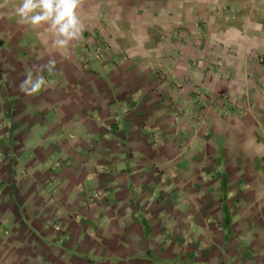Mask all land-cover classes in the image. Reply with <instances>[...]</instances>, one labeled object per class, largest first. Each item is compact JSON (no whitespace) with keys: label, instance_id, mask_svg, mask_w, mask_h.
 <instances>
[{"label":"crops","instance_id":"obj_1","mask_svg":"<svg viewBox=\"0 0 264 264\" xmlns=\"http://www.w3.org/2000/svg\"><path fill=\"white\" fill-rule=\"evenodd\" d=\"M22 2L0 0V264H264V0H78L65 47Z\"/></svg>","mask_w":264,"mask_h":264},{"label":"clouds","instance_id":"obj_2","mask_svg":"<svg viewBox=\"0 0 264 264\" xmlns=\"http://www.w3.org/2000/svg\"><path fill=\"white\" fill-rule=\"evenodd\" d=\"M78 0H23L16 8V15L20 17V22L38 25L41 22L50 21V28L56 39L53 44L56 47H65L69 41L80 38L83 25L74 12L77 8ZM40 9L37 13L35 10ZM31 77L25 81L30 83ZM43 80L38 78L32 84L30 91H37ZM28 91V89L22 88Z\"/></svg>","mask_w":264,"mask_h":264}]
</instances>
